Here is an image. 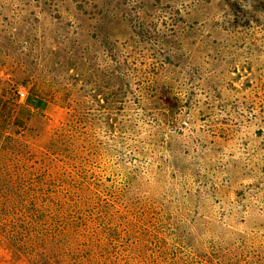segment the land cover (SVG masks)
Returning a JSON list of instances; mask_svg holds the SVG:
<instances>
[{"label":"rangeland","instance_id":"1","mask_svg":"<svg viewBox=\"0 0 264 264\" xmlns=\"http://www.w3.org/2000/svg\"><path fill=\"white\" fill-rule=\"evenodd\" d=\"M0 264H264V0H0Z\"/></svg>","mask_w":264,"mask_h":264},{"label":"built area","instance_id":"2","mask_svg":"<svg viewBox=\"0 0 264 264\" xmlns=\"http://www.w3.org/2000/svg\"><path fill=\"white\" fill-rule=\"evenodd\" d=\"M18 93H19L20 96L22 95V92L21 91H19Z\"/></svg>","mask_w":264,"mask_h":264}]
</instances>
